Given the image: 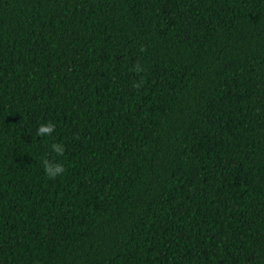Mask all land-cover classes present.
Instances as JSON below:
<instances>
[{
	"label": "trees",
	"instance_id": "obj_1",
	"mask_svg": "<svg viewBox=\"0 0 264 264\" xmlns=\"http://www.w3.org/2000/svg\"><path fill=\"white\" fill-rule=\"evenodd\" d=\"M0 264H264V0H0Z\"/></svg>",
	"mask_w": 264,
	"mask_h": 264
},
{
	"label": "clouds",
	"instance_id": "obj_2",
	"mask_svg": "<svg viewBox=\"0 0 264 264\" xmlns=\"http://www.w3.org/2000/svg\"><path fill=\"white\" fill-rule=\"evenodd\" d=\"M54 127L55 125L51 121L41 123L37 128V132L47 134L52 132ZM52 147L56 152L62 151V146L59 144H53ZM62 171H63V164L56 163L55 165H52L50 163L45 162V172L48 176L54 177L60 174Z\"/></svg>",
	"mask_w": 264,
	"mask_h": 264
}]
</instances>
